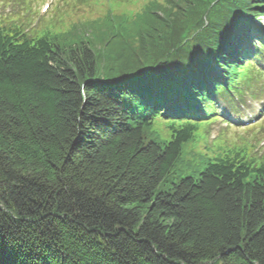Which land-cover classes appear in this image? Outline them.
Masks as SVG:
<instances>
[{
	"label": "trees",
	"instance_id": "obj_1",
	"mask_svg": "<svg viewBox=\"0 0 264 264\" xmlns=\"http://www.w3.org/2000/svg\"><path fill=\"white\" fill-rule=\"evenodd\" d=\"M204 7L146 25V49L119 64L85 41L66 51L0 31V264H264V166L218 160L174 181L184 139L146 138L141 75L95 81L155 66L166 33Z\"/></svg>",
	"mask_w": 264,
	"mask_h": 264
},
{
	"label": "rangeland",
	"instance_id": "obj_2",
	"mask_svg": "<svg viewBox=\"0 0 264 264\" xmlns=\"http://www.w3.org/2000/svg\"><path fill=\"white\" fill-rule=\"evenodd\" d=\"M146 0H138L136 2V4L133 6V9L136 10L143 2H145ZM104 11V8H101L100 6L96 5L95 3H89L87 6H80L79 8H77L74 11H71L70 13H68L67 15H64V20L57 22V23H62V25L64 27L67 26V28H70L72 25H80L86 22V20L88 19H92L96 16H98L100 13H102ZM63 12H66V8ZM13 13H21V7H17L15 6L12 10V14ZM1 14V13H0ZM3 14V11H2ZM4 15V14H3ZM41 16H43L42 14H40ZM36 19H33L32 22H34ZM261 24L264 25V20L261 18L260 19ZM42 23H44L43 18L39 19L37 21V23L35 24V26L37 25H41ZM56 26H58V24H56ZM110 40V38L108 36L101 38V40L98 41V46H101V43L104 42H108ZM125 48L126 47V43H121L120 45L118 44L117 48ZM159 48H161V45H159ZM144 47L142 46V44L139 45L137 53L135 54L137 55H141L142 52L144 51ZM134 56L133 52H130L128 54H126V57L120 56L117 57V61L115 62L116 64L122 63L123 59ZM261 124V123H260ZM167 125V124H165ZM154 126V128H163L164 127V121L156 118L155 121L152 122L151 128ZM222 127H224V124H221ZM214 129H210L207 132H210ZM264 132V129H263ZM203 136H205L204 134H202ZM215 135V134H212ZM252 134L249 133L247 134L246 138H237V137H233V136H228V137H224L221 141H220V146L222 148H227L230 146H236V145H241L242 143H244L245 141H250L249 138ZM208 136V135H207ZM259 136V133H258ZM167 137H165L166 139ZM255 142L257 141L254 140ZM264 141V140H263ZM202 141L201 140H197L195 143V147L193 149H197L201 146ZM245 144H247V142H245ZM264 148V146H263ZM262 148V149H263ZM261 149H259L258 151H260ZM185 156L187 154H184ZM201 168V166L199 165L198 167H196V170H199ZM13 254H8V256H6L7 258H12ZM204 264H208V263H204Z\"/></svg>",
	"mask_w": 264,
	"mask_h": 264
},
{
	"label": "bare ground",
	"instance_id": "obj_3",
	"mask_svg": "<svg viewBox=\"0 0 264 264\" xmlns=\"http://www.w3.org/2000/svg\"><path fill=\"white\" fill-rule=\"evenodd\" d=\"M189 115H192V112L189 114ZM243 118H246V116L245 115H241Z\"/></svg>",
	"mask_w": 264,
	"mask_h": 264
}]
</instances>
